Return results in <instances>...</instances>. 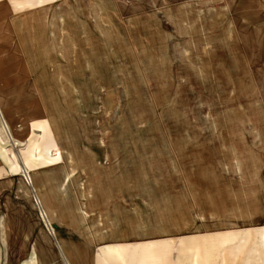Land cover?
Returning <instances> with one entry per match:
<instances>
[{
    "label": "rangeland",
    "instance_id": "rangeland-1",
    "mask_svg": "<svg viewBox=\"0 0 264 264\" xmlns=\"http://www.w3.org/2000/svg\"><path fill=\"white\" fill-rule=\"evenodd\" d=\"M0 264H264V0H0Z\"/></svg>",
    "mask_w": 264,
    "mask_h": 264
}]
</instances>
